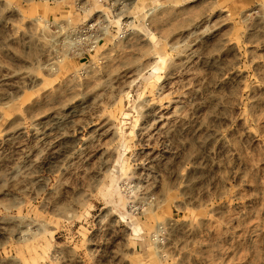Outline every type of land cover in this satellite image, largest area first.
I'll return each mask as SVG.
<instances>
[{"label": "rangeland", "instance_id": "rangeland-1", "mask_svg": "<svg viewBox=\"0 0 264 264\" xmlns=\"http://www.w3.org/2000/svg\"><path fill=\"white\" fill-rule=\"evenodd\" d=\"M14 3L0 264H264V0ZM98 15L131 31L73 61Z\"/></svg>", "mask_w": 264, "mask_h": 264}, {"label": "built area", "instance_id": "built-area-1", "mask_svg": "<svg viewBox=\"0 0 264 264\" xmlns=\"http://www.w3.org/2000/svg\"><path fill=\"white\" fill-rule=\"evenodd\" d=\"M32 1L15 0L14 4L24 7ZM130 24L127 22H118L116 25H113L111 20L104 18L102 15H98L81 26L67 29L63 32L65 38L62 41V45L73 61H86L88 63L92 56L107 41L127 36L131 31ZM165 235L164 228L160 227L157 235L153 236L152 241L157 245H162L164 244Z\"/></svg>", "mask_w": 264, "mask_h": 264}]
</instances>
